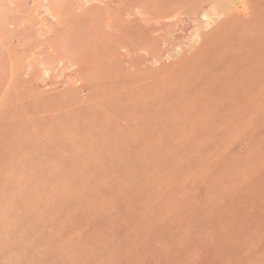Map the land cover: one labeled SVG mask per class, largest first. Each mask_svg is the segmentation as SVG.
Here are the masks:
<instances>
[{
	"label": "rangeland",
	"instance_id": "1",
	"mask_svg": "<svg viewBox=\"0 0 264 264\" xmlns=\"http://www.w3.org/2000/svg\"><path fill=\"white\" fill-rule=\"evenodd\" d=\"M124 1L0 0V264H264V0Z\"/></svg>",
	"mask_w": 264,
	"mask_h": 264
},
{
	"label": "bare ground",
	"instance_id": "2",
	"mask_svg": "<svg viewBox=\"0 0 264 264\" xmlns=\"http://www.w3.org/2000/svg\"><path fill=\"white\" fill-rule=\"evenodd\" d=\"M125 2V5L126 6H130L131 4L128 2V1H124ZM248 2H249V0H248ZM172 7V6H171ZM170 7V8H171ZM189 8V7H188ZM188 8H185L186 10V12L188 11V13L190 14V15H192V16H194V18H196V17H198L199 16V14H200V12H201V10H200V8H199V6H197V5H193V6H190V9L189 10H187ZM174 9V12H175V8H173ZM130 10V9H129ZM178 10V9H177ZM184 10V9H183ZM182 10V11H183ZM171 11H172V8H171ZM171 11H166V12H168V14L167 13H163V14H166V15H168L169 16V14H171L172 12ZM182 11H180V12H182ZM250 11V8L247 6V5H244L241 9H237L236 10V8H234L232 5H230V4H228L227 5V7L224 9V10H222V13L221 14H223V15H227V16H229L228 17V21H227V24H226V27L228 28L227 30H229V31H232L231 29H236V28H238L239 27V23H240V16L241 15H244V14H247V12H249ZM169 12H171V13H169ZM154 15H156L155 14V12H152ZM160 13V12H159ZM158 13V14H159ZM184 13V12H183ZM150 14V13H149ZM184 14H186V13H184ZM151 15V19L153 18L152 16V14H150ZM159 15H162V14H159ZM158 15V16H159ZM165 15V16H166ZM181 15V14H180ZM157 16V15H156ZM155 16V17H156ZM157 16V17H158ZM165 16H163V17H165ZM168 16H166V18L168 17ZM191 16V17H192ZM190 17V16H189ZM190 17V20L193 18H191ZM160 18H162V17H160ZM159 18V19H160ZM193 18V19H194ZM188 19V18H187ZM135 20V19H134ZM154 20V19H153ZM177 20V19H176ZM227 20V19H226ZM137 21H138V19H137ZM135 22V21H134ZM180 22V21H179ZM178 22V23H179ZM138 23V22H137ZM136 24V23H135ZM151 25V24H150ZM176 25H177V23H176ZM176 25L175 24H173V26H172V24H171V26H169L168 25V27H170L169 28V31H163L164 30V27H163V30L161 29V30H158V28L157 29H155V28H151V26H150V28H148V30L149 31H146V32H144V31H135V32H140V34L142 35V36H144V38L146 39H144L145 41L144 42H134V41H132V40H125L124 42L122 41L120 44H121V47L120 48H126V52H127V54L129 55V60L127 61V64H129L131 67H133L134 69L135 68H138V67H140V66H142V65H145V64H147V63H153V62H161L162 63V59L165 57V55L166 54H168V53H170L169 52V50H168V48H170L171 46H173V45H175V43H176V41L178 40V42H179V39H180V35H179V33H178V35H175L174 34V30L173 29H175L176 28ZM138 26V25H137ZM149 26V25H148ZM153 26V25H152ZM175 26V27H174ZM179 26V24L177 25V27ZM165 27H167V26H165ZM167 27V28H168ZM174 27V28H173ZM166 28V29H167ZM180 29H181V27H179ZM177 29V28H176ZM179 29V30H180ZM156 30H158V31H156ZM168 30V29H167ZM182 31H187L186 30V28L185 27H182V29H181ZM237 31V30H236ZM238 31H264V24H263V22L262 23H260L258 20H255L251 25H250V28L249 29H243V30H238ZM168 32V33H167ZM170 33H172V37H170ZM177 33V32H176ZM228 36H229V34H227ZM247 35H250V34H247ZM228 36H226L227 37V39H228ZM245 36V35H244ZM259 38V37H258ZM197 41V40H196ZM225 41H226V39H225ZM244 41V40H243ZM204 42V41H203ZM224 42V41H223ZM228 42V41H227ZM206 43V42H205ZM124 44L126 45V46H124ZM194 44H196V42L194 43ZM232 44V43H231ZM191 47V46H190ZM196 47V46H195ZM52 48L54 49V51H55V55H56V57L58 58V61L57 62H61V61H64L65 60V58H67V55H66V52L65 51H60L59 52V50L57 49V48H55V46H52ZM202 48V47H201ZM209 48V47H208ZM212 48V47H211ZM210 48V49H211ZM235 48V47H234ZM238 48V47H237ZM237 48H236V50H237ZM190 50L192 49V48H189ZM221 49H223V48H221ZM204 50V49H203ZM207 50V49H206ZM217 50V49H216ZM240 50V49H239ZM243 50V49H242ZM221 51H223L224 52V56L225 55H227V54H232V53H234V52H236L235 51V49H223V50H221ZM193 52V51H192ZM201 52V51H200ZM209 50L207 51V52H202V53H200L199 54V51H198V53L197 54H199L198 56H196V59L198 58V61L199 60H201V59H203V58H207L208 56H210L209 55ZM241 52V51H240ZM195 53V54H196ZM219 53H220V51H219ZM245 53V52H244ZM214 54V53H213ZM221 55H222V52L220 53ZM234 54H236V53H234ZM169 55V54H168ZM191 55H192V53H191ZM190 55V56H191ZM233 55V54H232ZM247 55V54H246ZM249 55V54H248ZM214 56V55H213ZM245 56V55H244ZM193 57V56H192ZM215 57V56H214ZM231 57V56H230ZM242 57V56H241ZM240 57V58H241ZM190 58V57H189ZM188 58V59H189ZM231 58H233V57H231ZM230 58V59H231ZM239 58V57H238ZM243 58V57H242ZM11 59V58H10ZM195 60V59H194ZM206 60V59H205ZM224 59H222V61H223ZM228 60V59H227ZM236 60H239V59H237L236 58ZM19 61V60H18ZM207 61V60H206ZM216 61V60H215ZM232 61V60H231ZM14 62V61H13ZM17 62V61H16ZM12 63V68H13V70H12V72H13V74L15 73V74H17V76L18 75H27L26 77H28V81H32L35 77H36V74H37V71H36V69L35 68H32L31 70L29 69V67L31 66V64H29V65H25V64H21V63ZM21 62V61H20ZM82 62V61H81ZM188 62V61H187ZM193 62V61H192ZM202 62V61H201ZM200 62V63H201ZM229 62V61H228ZM237 62V61H236ZM46 63V62H45ZM83 64H85L86 66L88 65V63H84V62H82ZM214 63V62H213ZM230 64H231V62H229ZM83 64H77V66L79 67V69L81 70L80 71V76L83 74V71H84V65ZM192 64H194V62L192 63ZM197 64V63H196ZM207 64V63H206ZM210 64H212V63H210ZM215 64V63H214ZM228 64V63H227ZM233 64V63H232ZM33 65V64H32ZM62 64H55V63H53L52 64V66H53V69H55L56 67H59V66H61ZM187 65V64H186ZM223 65V64H222ZM224 65H225V63H224ZM183 66V65H182ZM191 66V65H190ZM189 66V67H190ZM215 66H216V64H215ZM220 66V65H219ZM234 66H235V64H234ZM239 66V65H238ZM32 67V66H31ZM185 67V66H184ZM187 67V66H186ZM212 67H213V65H212ZM232 67V66H231ZM207 68V67H206ZM218 68H220V67H218ZM239 68V67H238ZM52 69V67L50 66L49 68H48V70H53ZM181 69H184L183 67L181 68ZM188 69V68H187ZM210 69V68H209ZM212 69H214V68H212ZM234 69V68H233ZM237 69V68H236ZM190 69H188V70H186L185 69V71H189ZM232 70V69H231ZM233 71V70H232ZM235 71V70H234ZM183 72V71H182ZM186 73V72H185ZM217 73V72H216ZM219 73V72H218ZM223 73L225 74V72L223 71ZM223 74V75H224ZM250 74V73H249ZM222 74L221 73H219V75L218 76H221ZM227 75V74H226ZM240 75V74H239ZM238 75V76H239ZM251 75H252V72H251ZM77 76V75H76ZM212 76H214V75H212ZM216 77H217V74L215 75ZM230 76V75H229ZM237 76V75H236ZM92 77V76H91ZM243 77V76H242ZM241 77V78H242ZM247 77V76H246ZM211 78V77H210ZM215 78V77H214ZM219 78V77H218ZM221 78H222V80H223V77L221 76ZM232 78H233V76H232ZM231 78V79H232ZM249 78V77H248ZM80 79H83L82 77H80ZM216 79V78H215ZM214 79V80H215ZM226 79H228V78H226ZM237 79H238V77H237ZM240 79V78H239ZM234 80V79H233ZM236 80V79H235ZM235 80L233 81V82H235ZM246 80V79H245ZM220 81H221V79H220ZM227 81H229V80H227ZM227 81H226V83H227ZM238 81V80H237ZM241 81V80H240ZM218 82H219V80H218ZM218 82H217V84H218ZM222 82V81H221ZM225 82V81H224ZM230 82H231V80H230ZM239 82V81H238ZM247 82H249V81H247ZM228 84H229V82H228ZM219 85V84H218ZM221 85H222V83H221ZM227 85V84H226ZM225 85V86H226ZM235 85V84H234ZM237 86H239V83L238 84H236ZM245 85V84H244ZM230 86V85H229ZM228 86V87H229ZM222 87H223V85H222ZM236 87V86H235ZM240 87H242L241 85H240ZM230 88V87H229ZM215 89H216V87H215ZM226 89H227V87H226ZM237 89V88H236ZM239 89V88H238ZM223 90H224V88H223ZM228 90V89H227ZM230 90V89H229ZM246 92V91H245ZM223 93V92H222ZM226 93V92H225ZM230 93H231V91H230ZM225 96H227L228 97V94H225ZM230 98L232 97V95L231 96H229ZM234 97V96H233ZM232 97V98H233ZM236 98V97H235ZM207 101V100H206ZM248 105V104H247ZM244 106H246V105H244ZM248 106H250V105H248ZM244 108V107H243ZM247 109V108H246ZM248 109H249V107H248Z\"/></svg>",
	"mask_w": 264,
	"mask_h": 264
}]
</instances>
